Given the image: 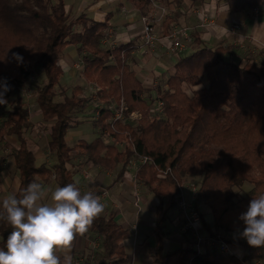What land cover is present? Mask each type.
<instances>
[{
    "label": "trees",
    "instance_id": "obj_1",
    "mask_svg": "<svg viewBox=\"0 0 264 264\" xmlns=\"http://www.w3.org/2000/svg\"><path fill=\"white\" fill-rule=\"evenodd\" d=\"M129 1L144 15L152 5L151 0ZM190 1L199 5L205 0ZM224 1L231 13L264 5V0ZM185 2L169 0L177 6ZM170 23L167 18L166 30ZM107 27V20L95 21L86 13L72 18L66 12L65 0H0V85L10 86L7 100L13 96L0 126V143L7 135L19 142V148L11 152L21 179L17 196L29 183L39 180L54 179L59 187L76 182L67 167L74 150L94 167L117 170L114 182L124 177L133 160L145 157L148 160L138 166L134 177L158 199L153 264H264V246H250L235 235L244 227L240 214L251 199L264 194V54L258 62L248 59L240 63L229 58L232 46L213 48L196 36L194 42L201 47L189 55L179 52L173 72L155 88L154 97L130 68L134 47L102 44ZM69 45L78 47L83 75L96 84L98 100L106 105L93 121L99 136L90 142L80 139L73 147L68 143V132L81 124L74 113L86 109L88 101L80 86L62 101L56 100L64 74L59 62ZM13 53H19L23 62L15 60ZM33 67L43 72L40 83L30 79ZM25 85L43 122L52 124L46 150L54 161L51 166L37 163L25 136L33 127L29 106L20 92ZM184 85L190 87V94ZM158 102H163L161 112H156ZM121 104L125 106L123 118L116 120ZM135 112L141 117L131 121ZM107 138L113 141L106 142ZM187 176L199 177L195 205L203 204L210 211L209 219L200 213L205 236L222 237L239 257L210 248L200 252L189 239L164 251L166 224L183 198ZM246 184L250 188L243 196L235 192ZM92 192L97 196L102 193ZM115 216H98L88 230L102 240L95 264L128 263L124 242L132 233ZM185 223L183 218L182 226ZM12 230L0 221V247Z\"/></svg>",
    "mask_w": 264,
    "mask_h": 264
},
{
    "label": "crops",
    "instance_id": "obj_2",
    "mask_svg": "<svg viewBox=\"0 0 264 264\" xmlns=\"http://www.w3.org/2000/svg\"><path fill=\"white\" fill-rule=\"evenodd\" d=\"M151 1L152 5L147 10V15L129 0H65V9L72 18L86 13L88 18L95 21L107 20L108 27L104 31L105 38L102 44L111 48L127 44L134 47L132 58L129 60L130 68L154 97L155 88L165 83L179 57V52L169 50L172 42L168 35L174 27L185 28L190 36V40L185 43L186 49L181 52L186 55L201 47L194 42L196 36L213 48L219 45L232 46L233 52L229 58L240 63H245L248 59L258 62L264 54V5L253 10L231 13L224 0H205L199 5H193L190 0H186L182 6L171 4L164 19L160 13L162 9H158V6L164 4L158 0ZM153 3H155L154 7H152ZM203 13L207 16L206 19ZM146 16L150 18L156 32L157 40L153 48L146 44L145 40L143 17ZM167 18L171 19L168 30L164 26ZM77 49L75 45H69L65 49L59 62L64 72L71 71L80 59ZM82 80L98 89L96 84L86 80L84 75ZM26 139L28 140L27 137ZM28 143L37 163L45 162L51 166L46 160L47 151L33 148L29 140ZM18 148L19 142L15 136L7 135L0 143V202L10 194L17 195L20 189V174L11 156V152ZM77 153L79 154L76 150L72 151L67 167L78 181L82 193L101 190L102 193L98 197L104 205V211L100 215L107 217L115 213V220L132 233V237L124 242L128 254L127 264H153L156 242L155 207L158 199L156 198V202L154 196L139 183L143 188L140 209L136 207L137 181L134 176L137 168L134 167V172L129 167L124 177L117 182H114L117 178V170L106 171L94 166L93 169H88L90 176L86 177V169L79 163L83 158ZM36 183L50 190L43 202L51 203V190L59 187L58 184L54 179L46 182L39 180ZM183 193L189 198L190 193L187 188ZM166 230L168 235L164 243L165 252L185 243L182 236L176 233V228L168 229L166 224ZM97 238L100 237L89 231L83 235L77 234L70 252L71 264H95L101 252V244L95 248L94 240ZM1 240L0 235V242ZM60 255L63 262L64 254L60 253Z\"/></svg>",
    "mask_w": 264,
    "mask_h": 264
},
{
    "label": "clouds",
    "instance_id": "obj_3",
    "mask_svg": "<svg viewBox=\"0 0 264 264\" xmlns=\"http://www.w3.org/2000/svg\"><path fill=\"white\" fill-rule=\"evenodd\" d=\"M23 62L19 53L12 54ZM7 83L0 85V105H7ZM50 190L32 182L19 196L10 194L0 202V221L12 227L0 247V264H71L77 234H85L104 205L92 191L82 193L78 181L51 190V203H44ZM241 237L253 247L264 246V194L250 200L238 217ZM60 253H63V262Z\"/></svg>",
    "mask_w": 264,
    "mask_h": 264
},
{
    "label": "rangeland",
    "instance_id": "obj_4",
    "mask_svg": "<svg viewBox=\"0 0 264 264\" xmlns=\"http://www.w3.org/2000/svg\"><path fill=\"white\" fill-rule=\"evenodd\" d=\"M159 2L163 3V6H158V9L160 10L162 18L167 17V12L169 6L171 5L168 0H158ZM154 7V6H152ZM167 10V11H166ZM32 82H41L44 79L43 72L40 68L33 67L32 68V75L30 77ZM83 79V64L80 59L77 60L75 66L71 71L64 72L60 84L56 89L57 101H62L63 97L65 95L70 96L72 90L77 86H82L83 89V97L86 98L88 101L86 109H79L74 113V118L76 120H79L81 124L77 127H74L68 132L67 140L71 147H73L80 139H84L86 141H92L97 136H99V133L97 132V129L93 126V121L98 117L99 111L101 108L105 107V103L98 100L97 96V89L95 86H90L87 82L85 83ZM184 90L187 91L190 94V87L187 85L183 86ZM20 92L24 98V101L28 104L30 112H31V121L33 122V127L26 131L25 136L28 138V140L32 143L33 148H41L43 150H47L48 142L50 141V128L51 123L43 122L42 117L40 116L38 107L35 104L34 97L31 95L30 90L27 85L20 87ZM13 100V96L8 99L7 105H1L0 106V126L2 122L5 119L7 110L11 107V101ZM116 104L113 103L112 108H114ZM158 112V110H156ZM106 142H112L113 140L105 139ZM78 154V153H77ZM78 156H81L78 154ZM83 161H80V166L82 165L85 170V176L89 177L90 172L89 168L93 169L94 167L86 161V158L81 156ZM74 158V157H73ZM47 162H49L51 165L54 163L53 159L51 158L50 154L46 157ZM132 171L134 170V166H130ZM135 172V170H134ZM134 179V178H133ZM199 186V177H185L183 182V188L182 191L187 188L189 190V198L184 195L182 202L186 203L188 206L196 210L199 214L203 213L205 216L207 215V218L210 217V211L207 207H205L203 204H199L198 206L195 205L196 200V192ZM143 187L139 185V183H136L135 191L136 194L139 196H142V189ZM249 185H244L242 189L235 188V192H237L240 196H243L245 192L249 190ZM156 202L157 199L154 197ZM185 218V214L181 211L180 207L178 206L176 212H172L169 221L167 222V228H176V233L180 234L186 243V239L191 240L192 242L195 241L194 236L190 233L188 234L185 232V226H182V220ZM174 232V231H173ZM202 235L205 237V231H203ZM207 239V238H206ZM205 239V245L207 243ZM96 243L95 248L98 247V244H101V239L97 238L94 240ZM239 254V253H238ZM250 264H260L259 262H251Z\"/></svg>",
    "mask_w": 264,
    "mask_h": 264
},
{
    "label": "built area",
    "instance_id": "obj_5",
    "mask_svg": "<svg viewBox=\"0 0 264 264\" xmlns=\"http://www.w3.org/2000/svg\"><path fill=\"white\" fill-rule=\"evenodd\" d=\"M153 6H155V3H153ZM163 10V9H162ZM204 18L206 19L207 16L205 13L202 14ZM144 21V35L146 44H148L150 47H154V44L157 40V37L155 35V30L153 27V24L149 17H143ZM168 38L171 40L172 44L169 48L170 52H183L186 49V42L190 40V36L187 33V30L185 28H179L174 27L170 34L168 35ZM157 109L159 112L163 110V102H158ZM125 110L124 104H121L120 108L116 110L115 118L116 120L123 118V111ZM141 115L138 112L132 113L130 115V120L135 121L140 119ZM148 159L145 157H141L137 160H133L132 164L135 168H138L140 164L146 163ZM166 174V172H165ZM164 176V174H162ZM183 195V191H182ZM197 196V192H196ZM135 205L138 209H140V196L138 194L135 195ZM179 207L181 211L185 214V229L188 230L195 239V248L203 252L206 248L214 249L218 251L220 254L226 255V256H237L239 257L238 252L235 250V248L225 241L222 237L217 236L215 238L212 237H204L202 235L203 229L201 224V218L200 214L188 206L186 203L181 202L179 203ZM242 231L237 232L235 235L240 241H246V239L242 238L240 233ZM207 238V239H206ZM205 239L207 241L205 245Z\"/></svg>",
    "mask_w": 264,
    "mask_h": 264
}]
</instances>
